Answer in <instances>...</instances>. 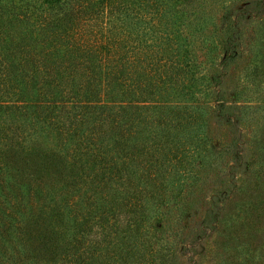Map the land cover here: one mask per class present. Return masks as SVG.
Segmentation results:
<instances>
[{
	"label": "trees",
	"instance_id": "trees-1",
	"mask_svg": "<svg viewBox=\"0 0 264 264\" xmlns=\"http://www.w3.org/2000/svg\"><path fill=\"white\" fill-rule=\"evenodd\" d=\"M203 239L264 264V0H0V264Z\"/></svg>",
	"mask_w": 264,
	"mask_h": 264
},
{
	"label": "rangeland",
	"instance_id": "rangeland-1",
	"mask_svg": "<svg viewBox=\"0 0 264 264\" xmlns=\"http://www.w3.org/2000/svg\"><path fill=\"white\" fill-rule=\"evenodd\" d=\"M218 14L220 15L221 12L219 11ZM249 59V57L247 56L246 60H244V64L245 62H247V60ZM243 66H240V68ZM240 71L236 70L233 74V81L237 82L238 77H239ZM253 117H251V119L249 121H247L245 123L246 126H249V124H252L254 122H252ZM212 131V135L216 136L215 141L217 142V139H220V137H222L221 139L224 140L225 142V130L223 128L217 129V127L215 125H213L211 127ZM186 249L184 248L180 254V261L179 264H213V260H214V255L211 252L210 249V243L207 241V239H203L198 241L197 245L195 246H189L186 245ZM178 254V255H179Z\"/></svg>",
	"mask_w": 264,
	"mask_h": 264
}]
</instances>
